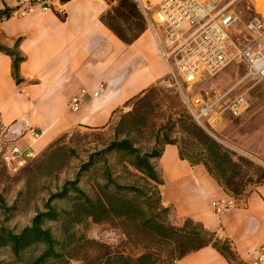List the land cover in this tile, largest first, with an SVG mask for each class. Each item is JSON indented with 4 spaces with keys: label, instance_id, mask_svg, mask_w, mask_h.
<instances>
[{
    "label": "crops",
    "instance_id": "1",
    "mask_svg": "<svg viewBox=\"0 0 264 264\" xmlns=\"http://www.w3.org/2000/svg\"><path fill=\"white\" fill-rule=\"evenodd\" d=\"M130 1L145 30L126 44L102 20L116 0H68L60 14L36 11L25 17H8L10 0H0V45L16 48L23 58L18 69L21 82L16 83L11 57L0 52V125L8 128L14 145L27 148V131L35 129L41 136L30 147L37 155L76 127H105L128 101L164 81L168 68L156 38L134 0ZM82 89L86 94L79 110L73 112L70 100ZM236 146L240 155L264 167V151ZM158 169L163 180L162 204L172 209L178 220L191 219L218 239L227 240L241 264H249L255 250L264 247V180L234 195L203 164L180 159L176 145L164 147ZM167 185L170 191L165 200ZM228 197L238 206L214 213L211 203ZM176 264L230 263L207 246Z\"/></svg>",
    "mask_w": 264,
    "mask_h": 264
},
{
    "label": "trees",
    "instance_id": "2",
    "mask_svg": "<svg viewBox=\"0 0 264 264\" xmlns=\"http://www.w3.org/2000/svg\"><path fill=\"white\" fill-rule=\"evenodd\" d=\"M116 3L102 20L119 39L130 44L145 30V25L140 23L139 33L127 37L130 29L125 31L120 23L127 24L134 16L139 20L142 18L130 0H116ZM0 52L11 57L12 77L20 83L18 69L23 58L16 48L0 45ZM151 90L153 87L141 95ZM141 95L128 101L125 107H133L141 100ZM179 113L186 130L195 133V140L203 146V149H197L201 162L190 161L179 150L180 159L192 165L202 163L226 190L239 195L241 185L228 173L238 168L237 161L198 127L185 110L181 109ZM126 120L121 118L117 132L121 131ZM166 145L175 143L168 136L157 135L153 147L147 152L136 147L127 135L119 137L118 134L106 147L91 153L81 163L76 179L64 182L49 195L44 210L34 215L29 226L17 234L0 229V248H7L22 264H68L71 260H79L82 264H176L185 255L211 246L230 264H241L227 240L218 239L215 233L199 223L185 219L180 226H173L168 222L166 214L170 208L164 207L161 201L163 180L156 164ZM111 158L121 169L116 177L109 164ZM239 161L248 168L254 167L245 159ZM90 170L98 177L92 195L81 185V178ZM260 180H264V176ZM59 201L65 202L67 209H59L55 205ZM46 221L60 224L63 233L54 236L50 228L44 227ZM89 221L118 230L122 236L120 243L109 245L91 240L74 230ZM69 228L72 232L67 230ZM132 247L136 248V253L131 251Z\"/></svg>",
    "mask_w": 264,
    "mask_h": 264
},
{
    "label": "rangeland",
    "instance_id": "3",
    "mask_svg": "<svg viewBox=\"0 0 264 264\" xmlns=\"http://www.w3.org/2000/svg\"><path fill=\"white\" fill-rule=\"evenodd\" d=\"M230 1L232 0H225L226 3ZM230 11L241 19V29L243 22L252 15L264 16V0H236L230 6ZM140 23L139 19L133 18L127 24L120 23V26L125 31L130 29L126 36L131 37L137 33ZM153 26L160 36L159 28L155 24ZM232 36L234 37V34ZM245 72V65L241 61L232 62L217 75H205L190 84L180 81L182 92L168 74L164 81L153 86V91L141 95V100L135 102L133 107L130 105L116 111L105 127H76L62 134L15 174L8 173L1 160L6 149L15 144V139L8 132V128L0 125V229L4 228L17 234L29 226L34 215L44 210L49 195L55 193L64 182L76 179L81 163L85 162L91 153L106 147L118 134L119 137L127 135L136 147L147 152L153 147L155 136H168L184 157L192 162H201L202 157L197 149H203V146L195 140V133L186 130L180 121L181 109L191 117L184 97L188 100L199 97L213 101L225 95L224 100L215 108L214 114L204 119L202 125L194 120L193 122L237 161L238 168L229 170L228 173L233 175L234 182L241 185L240 191L253 189L254 184L264 176V167L240 155L236 144L242 145L250 152L264 151V144L261 142L264 141V81L243 79ZM242 95L249 102L247 111L235 117L228 110H224L228 100ZM121 118L127 120L121 131L117 132L116 127ZM241 158L251 162L254 167L248 168L239 161ZM109 164L112 174L116 177L121 169L112 158ZM156 164L158 167V162ZM96 179L98 177L93 170L81 178V185L86 187L90 195L95 188ZM163 191L164 199L167 200L169 185ZM181 198L184 200L182 196ZM55 205L59 209H67L63 201ZM166 217L173 226L183 223L177 219L172 209H169ZM44 227L50 228L56 237L64 230L60 224L48 221ZM67 230L72 232L71 228ZM74 230L88 239L109 245H118L122 239L120 232L107 224L89 221L85 225L76 226ZM131 251L136 253V248L132 247ZM0 264L22 263L12 256L7 248H0ZM68 264L82 262L71 260Z\"/></svg>",
    "mask_w": 264,
    "mask_h": 264
},
{
    "label": "built area",
    "instance_id": "4",
    "mask_svg": "<svg viewBox=\"0 0 264 264\" xmlns=\"http://www.w3.org/2000/svg\"><path fill=\"white\" fill-rule=\"evenodd\" d=\"M68 0H10L8 17H25L36 11L60 14ZM236 0H134L142 13L146 26L154 34L160 56L167 65L173 83L181 90L180 81L190 84L202 76H214L229 64L241 61L246 68L243 79L264 81V16L252 15L242 23L230 11ZM153 24L159 28L158 35ZM234 34V37L232 36ZM242 40V41H240ZM102 86L99 85L98 89ZM86 90L72 97L70 110L77 112ZM98 96V91L93 94ZM225 95L213 101L194 97L185 98L187 109L198 124L202 125L215 112ZM249 102L238 96L228 100L224 110L237 117L247 111ZM29 143H35L41 132L27 131ZM30 144L27 148L12 145L3 153L2 163L10 174L19 172L36 155ZM238 202L228 197L211 203L214 213L234 209ZM249 264H264V247L255 250Z\"/></svg>",
    "mask_w": 264,
    "mask_h": 264
}]
</instances>
